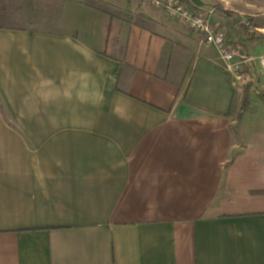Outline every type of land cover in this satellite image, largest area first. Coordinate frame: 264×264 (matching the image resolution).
Segmentation results:
<instances>
[{"label":"crops","instance_id":"obj_1","mask_svg":"<svg viewBox=\"0 0 264 264\" xmlns=\"http://www.w3.org/2000/svg\"><path fill=\"white\" fill-rule=\"evenodd\" d=\"M232 6L211 16L257 79L241 118L222 53L162 9L0 29V97L26 122L0 125V264H264V40L232 30L257 7L264 35V0Z\"/></svg>","mask_w":264,"mask_h":264},{"label":"rangeland","instance_id":"obj_2","mask_svg":"<svg viewBox=\"0 0 264 264\" xmlns=\"http://www.w3.org/2000/svg\"><path fill=\"white\" fill-rule=\"evenodd\" d=\"M2 0H0L1 2ZM7 4L8 15L15 21L18 27L25 29L29 32H55L60 29L62 24V9L64 6H68L71 9H81V7L95 9L97 11L106 13L112 22L119 26L123 23L131 25L147 26L143 18L136 12L130 11L134 7V4L141 5L139 0H3ZM207 5V9L214 11L216 6H221L226 10H231L232 5L241 4L243 0H202ZM251 4H255L256 0H249ZM253 13L251 16H242L241 20H237L233 24V32L242 35L244 32L250 40H264V35L258 31H254L257 25L262 22L261 10L257 7H251ZM231 12V11H230ZM235 14V12H231ZM214 24L220 28L224 26L210 18ZM250 32H247L249 31ZM109 54H113L112 47L114 43L118 44V38L116 36L109 35ZM229 42L233 46L234 50L238 52L235 56V60L231 63L227 62V66H231L232 71L237 75L235 82H237L238 88L245 90L249 88L250 84H257V79L253 76V69L249 66L247 56L244 58L241 56L240 49L243 47L240 45V41H234L231 37ZM112 50V53L110 52ZM114 56L118 55L115 53ZM5 99V100H4ZM4 102L3 105L1 102ZM13 98L11 94H4V98L0 97V125L16 124L24 122V118H16L15 114H18L12 108Z\"/></svg>","mask_w":264,"mask_h":264},{"label":"built area","instance_id":"obj_3","mask_svg":"<svg viewBox=\"0 0 264 264\" xmlns=\"http://www.w3.org/2000/svg\"><path fill=\"white\" fill-rule=\"evenodd\" d=\"M143 5L163 10L169 16L185 22L205 45L218 49L224 59L231 63L238 54L229 42L228 33L210 19L213 11L195 7L190 0H139ZM232 70L231 66H229Z\"/></svg>","mask_w":264,"mask_h":264},{"label":"trees","instance_id":"obj_4","mask_svg":"<svg viewBox=\"0 0 264 264\" xmlns=\"http://www.w3.org/2000/svg\"><path fill=\"white\" fill-rule=\"evenodd\" d=\"M217 12H219L222 15H227L228 13L226 11H224L222 8L217 7ZM17 24L15 23V21H13L9 16H8V9H7V4L5 3V1H1L0 2V29H14L17 28ZM112 25L111 23H108V27H107V32L108 34L112 31ZM241 53V51H240ZM256 77V76H255ZM255 92L259 95L262 94V92L260 90H258L257 88L255 89ZM243 99V104L242 107L239 111V117L241 118L244 113L245 110L247 108L249 99H248V89L246 88L244 91V95L242 97Z\"/></svg>","mask_w":264,"mask_h":264},{"label":"water","instance_id":"obj_5","mask_svg":"<svg viewBox=\"0 0 264 264\" xmlns=\"http://www.w3.org/2000/svg\"><path fill=\"white\" fill-rule=\"evenodd\" d=\"M190 2L198 8H201L204 5V2L202 0H190Z\"/></svg>","mask_w":264,"mask_h":264}]
</instances>
